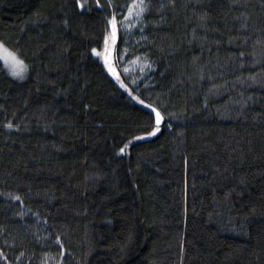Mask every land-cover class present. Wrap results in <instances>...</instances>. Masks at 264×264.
<instances>
[{"label": "trees", "instance_id": "obj_1", "mask_svg": "<svg viewBox=\"0 0 264 264\" xmlns=\"http://www.w3.org/2000/svg\"><path fill=\"white\" fill-rule=\"evenodd\" d=\"M133 1L0 0V264H264V0Z\"/></svg>", "mask_w": 264, "mask_h": 264}, {"label": "rangeland", "instance_id": "obj_2", "mask_svg": "<svg viewBox=\"0 0 264 264\" xmlns=\"http://www.w3.org/2000/svg\"><path fill=\"white\" fill-rule=\"evenodd\" d=\"M93 2H95V5L101 6L99 0H79V4L82 8L88 6L90 3ZM140 10V0H134L130 5V8L128 9L125 20L128 21L130 24L134 23L136 18H138L140 15ZM109 22L110 31L106 39L107 45L115 43V40H117L118 38V27L116 17H110ZM0 46H2L0 47V61L5 65L9 74L16 80L23 81L27 79L29 75L27 63L22 60L14 51L5 46L1 41ZM13 57H15V61H21L25 66V71H23V73H21L20 75L14 74V72L18 71V69L14 67L15 61L13 60Z\"/></svg>", "mask_w": 264, "mask_h": 264}, {"label": "snow or ice", "instance_id": "obj_3", "mask_svg": "<svg viewBox=\"0 0 264 264\" xmlns=\"http://www.w3.org/2000/svg\"><path fill=\"white\" fill-rule=\"evenodd\" d=\"M13 60L15 61V57H13ZM14 67L18 69V71L14 72L15 75H20L23 71H25V66L21 61H15Z\"/></svg>", "mask_w": 264, "mask_h": 264}]
</instances>
